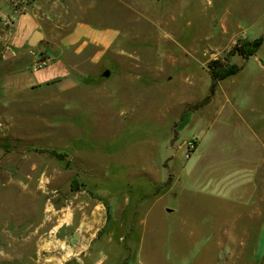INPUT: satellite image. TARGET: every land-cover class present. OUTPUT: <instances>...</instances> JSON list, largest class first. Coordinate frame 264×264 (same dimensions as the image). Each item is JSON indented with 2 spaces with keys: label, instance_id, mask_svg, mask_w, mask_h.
Instances as JSON below:
<instances>
[{
  "label": "rangeland",
  "instance_id": "1",
  "mask_svg": "<svg viewBox=\"0 0 264 264\" xmlns=\"http://www.w3.org/2000/svg\"><path fill=\"white\" fill-rule=\"evenodd\" d=\"M80 22L116 27L112 50L89 45L74 88L27 85ZM262 198L264 0H0V264H264Z\"/></svg>",
  "mask_w": 264,
  "mask_h": 264
},
{
  "label": "crops",
  "instance_id": "2",
  "mask_svg": "<svg viewBox=\"0 0 264 264\" xmlns=\"http://www.w3.org/2000/svg\"><path fill=\"white\" fill-rule=\"evenodd\" d=\"M119 35L120 31L112 25H108L106 27H97L86 22L78 23L74 27L72 32L59 37V43L56 45V48L52 49V51H55V53L49 52L48 57L45 61L39 62V57L28 56V59L32 60L27 65L28 69L32 67L33 69L32 72L28 75L26 74V77L24 78L26 84L31 86H42L44 84L55 83L62 89H70L76 87L78 85L77 70L80 65V59H82L81 57L84 55L85 49L89 45H92L96 48L95 53L88 57L91 63L96 64L102 57H105V55L112 50L114 44L117 42ZM33 62L35 63L33 64ZM258 136L259 135L252 130L250 133H248V136L244 137L245 139H248L247 143L249 144V153L255 151L256 138ZM237 147L238 146H236V148ZM244 147L247 148V144ZM236 169L242 170L248 174L252 173L251 177L254 178L255 161L248 158L247 162L237 163ZM252 190L254 192L253 196H251L253 210L255 209L254 205L256 203L254 184L252 186ZM237 197L244 199L243 196ZM259 201L260 203H264V198L260 199ZM167 211L172 212L173 210L168 209ZM93 222L94 219H89V223ZM137 230L138 229L135 228L133 231H131V233H128L129 238H125V240L127 241L130 239V242L127 244L128 251L126 253L129 254L131 251V257L129 258H131V260H134V262L138 260L140 254V244L138 245L139 232ZM111 233L112 230H109L107 232V239L113 238ZM99 240L100 239H98L97 241ZM94 244L95 242L92 244L93 247ZM63 249L71 254L72 250L69 246L64 245ZM257 249L264 251V223L260 236L258 238V242L256 243L255 251ZM100 250L102 249L98 247L94 251L97 253ZM131 263H133V261ZM95 264H101V262Z\"/></svg>",
  "mask_w": 264,
  "mask_h": 264
},
{
  "label": "trees",
  "instance_id": "3",
  "mask_svg": "<svg viewBox=\"0 0 264 264\" xmlns=\"http://www.w3.org/2000/svg\"><path fill=\"white\" fill-rule=\"evenodd\" d=\"M261 43L262 39L260 38L252 42L245 41L242 43V41H238L229 52V57L240 55L247 59L256 53ZM208 67L213 78V88L218 82L235 75L240 71L238 65L230 63L228 56L225 58V61H222L221 59L211 60L208 64ZM207 101L208 99H205L201 105L206 104ZM53 154H56V152H53ZM59 157L62 158L63 155L61 156V154H59Z\"/></svg>",
  "mask_w": 264,
  "mask_h": 264
},
{
  "label": "water",
  "instance_id": "4",
  "mask_svg": "<svg viewBox=\"0 0 264 264\" xmlns=\"http://www.w3.org/2000/svg\"><path fill=\"white\" fill-rule=\"evenodd\" d=\"M43 38H44V34L41 31L36 30L30 36V38L28 40V44H29V46H35V45L38 44V42H40L41 40H43ZM9 54H10V52H8V55Z\"/></svg>",
  "mask_w": 264,
  "mask_h": 264
}]
</instances>
